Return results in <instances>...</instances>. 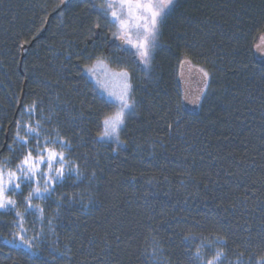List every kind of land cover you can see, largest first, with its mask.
Here are the masks:
<instances>
[{
	"label": "trees",
	"instance_id": "obj_1",
	"mask_svg": "<svg viewBox=\"0 0 264 264\" xmlns=\"http://www.w3.org/2000/svg\"><path fill=\"white\" fill-rule=\"evenodd\" d=\"M59 3L0 0V159L17 162L15 122L36 102L84 174L57 191L83 199L63 202L54 242L38 256L6 243L9 227L0 225V264H193L200 240L189 249L187 235L226 241L214 245L223 264H256L264 257V63L253 45L264 35V0H176L147 71L112 43L89 0ZM97 56L132 73L137 105L119 147L96 139L101 112L112 111L85 72ZM193 71L203 77L191 94ZM41 203L56 215L55 203Z\"/></svg>",
	"mask_w": 264,
	"mask_h": 264
},
{
	"label": "snow or ice",
	"instance_id": "obj_2",
	"mask_svg": "<svg viewBox=\"0 0 264 264\" xmlns=\"http://www.w3.org/2000/svg\"><path fill=\"white\" fill-rule=\"evenodd\" d=\"M76 2L77 0H60L56 7L70 8ZM174 4L175 0H104L102 4L93 2L91 6L97 9L100 17L104 19L103 27L108 28L111 36L120 41L121 50L128 51L130 57H134L147 71L152 67L160 43L161 25ZM100 17L93 24L94 29L102 27L99 23ZM258 39L259 43H255L253 48L259 54L264 52V35H260ZM261 62L264 63V56H261ZM181 63L183 65L187 61ZM85 67L98 86L101 93L99 99L112 108V111L101 112L99 121L101 131L96 137L97 142H112L119 147L125 143L121 139V133L126 130V121L135 113L137 105L132 73L127 67L120 70L109 68L107 58L102 56H97L90 67ZM200 72L205 78L209 76L202 68ZM204 87L207 88V79ZM199 99L200 96H197L193 103ZM37 107L36 102L24 105L21 116L27 114L34 117ZM50 119V116L41 115L40 119L33 121L22 123L17 120L13 140L14 143L23 146L21 153L15 157L17 162L14 168L11 166L12 158L0 159V225L9 227L11 240L8 243L25 249L28 255H35L36 244L43 243L48 233L55 232L54 220L59 217L63 202L65 200L73 202L77 197L83 199V194L79 192L68 194L57 191L69 178L75 177L74 182H78L83 179L84 174L77 160L72 158L71 142L61 136L57 129H52L49 134L48 129L44 127L42 121ZM21 128L25 133L23 136ZM29 137L34 142L31 147ZM9 147L15 152V149ZM14 196L19 199H14ZM34 201L55 203L56 215L47 216L45 207ZM21 207L23 211L20 210ZM9 214L15 218L5 223L3 217ZM26 216H31L34 220L29 222ZM26 223H30L31 226L26 227ZM30 230L32 235H29ZM195 240H200V244L189 252L193 264H223L225 253L214 249V245L226 241L220 237H213L208 242H205L202 236L184 237L189 249L193 248ZM203 249L214 250V255L206 257ZM236 264H242V261L238 259ZM256 264H264V257L258 258Z\"/></svg>",
	"mask_w": 264,
	"mask_h": 264
},
{
	"label": "rangeland",
	"instance_id": "obj_3",
	"mask_svg": "<svg viewBox=\"0 0 264 264\" xmlns=\"http://www.w3.org/2000/svg\"><path fill=\"white\" fill-rule=\"evenodd\" d=\"M102 1H104V0H102ZM175 2H176V0H175ZM172 9V8H171ZM170 9V10H171ZM92 65V64H91ZM91 65H89V67L91 66ZM141 66V65H140ZM108 67L109 68H111V69H113V70H120L122 67H116V66H114V65H112V64H110L109 62H108ZM141 69H143V67L141 66L140 67ZM149 70V69H148ZM98 71H99V69H98ZM85 72H86V75L88 76V78H89V80L91 81V82H93L94 83V85L98 88V86L96 85V82H95V80L92 78V76H91V74L89 73V72H87L86 71V69H85ZM187 73V74H186ZM186 73H185V78H187V75H189V72L188 71H186ZM196 73L199 75L198 76V78L197 79H192L190 82H188L187 83V88H188V90L191 92V94H193L194 93V91L198 88V82H200V80L199 79H202V75L200 74V72H197V71H193L192 72V75L193 76H195L196 75ZM202 83H200L199 84V86L201 85ZM192 103V102H191ZM194 105V104H193ZM38 112H36V114H35V116L33 117V116H29V115H27V114H25V116H24V118L22 119V123L23 122H27V121H33V120H35V119H39V118H41V116L39 115L38 116V114H37ZM44 116V115H43ZM43 123H44V121H42ZM45 122H49V121H45ZM44 127L45 128H47L48 129V133L49 134H51V132H52V130L44 123ZM21 135L23 136V135H25V133H24V130H23V128H21ZM29 141H30V144H29V146L31 147V146H33V144H34V142L32 141V139H31V137H29ZM18 144V143H17ZM18 147H19V149L20 150H22V148H23V146L22 145H20V144H18ZM13 168H14V166H15V164H13V162H12V165H11ZM14 199H19L18 197H13ZM41 202H43V201H34V203H38V204H41L42 205V203ZM43 206V205H42ZM21 211H23V208L21 207V209H20ZM47 216H49V215H47ZM50 217V216H49ZM26 220L27 221H29V222H31V221H33L34 220V218L33 217H31V216H26ZM26 227H30L31 225H30V223H26V225H25ZM45 231L47 232V228H45ZM33 233H32V231L30 230V232H29V235H32ZM54 236V234L53 233H48V235H47V237H46V243H53L54 242V240H52V237ZM9 240H11V237L10 238H6V239H4V241L6 242V243H8V241ZM45 240H44V242H45ZM37 243L36 244V247H35V249H34V252H35V255L34 256H38V255H40L41 253H42V247H43V245L45 244V243ZM9 244V243H8ZM10 245V244H9ZM11 246H13V245H11ZM14 247H16V246H14ZM17 248H19V247H17ZM21 249H23V248H21ZM23 250H25V249H23ZM26 251V250H25Z\"/></svg>",
	"mask_w": 264,
	"mask_h": 264
},
{
	"label": "flooded vegetation",
	"instance_id": "obj_4",
	"mask_svg": "<svg viewBox=\"0 0 264 264\" xmlns=\"http://www.w3.org/2000/svg\"><path fill=\"white\" fill-rule=\"evenodd\" d=\"M78 1V0H77ZM89 2L90 3H93V2H95L96 4H102V3H104V1H102V0H89ZM112 43H114L115 45H116V47H117V49H119L120 47H119V45H120V41H117L115 38L112 40ZM109 48H110V46H108L107 47V49L109 50ZM116 49V50H117ZM257 56H258V58H261V56H264V54L263 53H257Z\"/></svg>",
	"mask_w": 264,
	"mask_h": 264
}]
</instances>
